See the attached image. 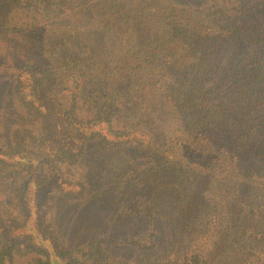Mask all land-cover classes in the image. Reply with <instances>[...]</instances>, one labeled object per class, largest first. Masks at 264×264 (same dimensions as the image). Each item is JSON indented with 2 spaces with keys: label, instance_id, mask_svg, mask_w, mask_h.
<instances>
[{
  "label": "trees",
  "instance_id": "obj_1",
  "mask_svg": "<svg viewBox=\"0 0 264 264\" xmlns=\"http://www.w3.org/2000/svg\"><path fill=\"white\" fill-rule=\"evenodd\" d=\"M151 115L188 145L203 131L200 157L241 180L264 174V0H0V225L29 191L41 209H83L95 174L115 182L124 159L138 190L182 183Z\"/></svg>",
  "mask_w": 264,
  "mask_h": 264
},
{
  "label": "rangeland",
  "instance_id": "obj_2",
  "mask_svg": "<svg viewBox=\"0 0 264 264\" xmlns=\"http://www.w3.org/2000/svg\"><path fill=\"white\" fill-rule=\"evenodd\" d=\"M146 121L171 141L163 143V151L172 148L183 182L166 176L138 190L142 175L124 159L115 182L95 174L91 201L83 209L81 203L41 209L29 191L24 212L11 206L0 225V247L12 244L15 234L22 236L4 264L44 262L47 255L51 264H264V174L243 181L234 165L212 162L217 153L210 160L200 157L210 145L203 131L188 145L189 132L173 117L151 115ZM57 249L65 252L62 259Z\"/></svg>",
  "mask_w": 264,
  "mask_h": 264
}]
</instances>
